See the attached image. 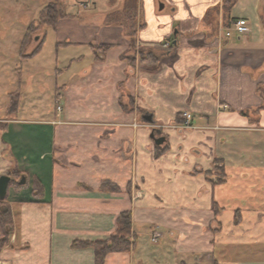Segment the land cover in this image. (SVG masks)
I'll return each mask as SVG.
<instances>
[{"label": "crops", "instance_id": "1", "mask_svg": "<svg viewBox=\"0 0 264 264\" xmlns=\"http://www.w3.org/2000/svg\"><path fill=\"white\" fill-rule=\"evenodd\" d=\"M13 1L26 6L0 5ZM121 1L62 0L69 17L56 29L45 27L21 53L34 16L5 42L8 53L0 48V176L20 173L6 195L13 231L0 264H95L92 247L73 243L108 241L122 213L131 216L135 244L104 264H264V3L138 0L135 49L175 46L169 61L145 73L124 31L104 25ZM97 5L98 17L74 14ZM240 18L250 32L226 38ZM99 45L113 47L96 60ZM8 57L21 61L9 70L14 78ZM38 57L58 78L68 75L48 85L53 112L41 107L47 81ZM12 94L19 104L10 111Z\"/></svg>", "mask_w": 264, "mask_h": 264}, {"label": "trees", "instance_id": "2", "mask_svg": "<svg viewBox=\"0 0 264 264\" xmlns=\"http://www.w3.org/2000/svg\"><path fill=\"white\" fill-rule=\"evenodd\" d=\"M47 4L42 8L38 15V19L34 23H30L26 28L25 34L23 36L20 52L23 53L25 47L28 46L35 34L42 32L45 27L50 29H56V24L60 19L68 18L69 15L64 12L63 4L61 1L57 0H45ZM264 3V0H262ZM140 11V5L138 0H122L118 9L113 10L105 14L104 25L105 26H116L121 28L126 37H128L130 48L135 49L134 37L138 29H141L143 25L137 22L136 17ZM230 25V24H229ZM41 29H43L41 31ZM42 44L41 42L33 49V51L28 55L34 56L35 53L39 51ZM112 45H99L94 49V57L96 60L100 59L104 53L110 50ZM174 44L164 43H144L139 45L137 51V56L139 57V69L145 73H155L161 62H167L171 59L174 51ZM157 51L161 52L157 55ZM135 58V57H134ZM129 63L134 64V59L129 58ZM262 86H258V93L262 94ZM19 104V95L12 94L10 101V111L16 109ZM243 116H247L246 112H241ZM218 168L214 170L216 177L215 183H221L225 178H222L221 174H217ZM11 178L9 185L16 186V182L20 177V173L17 171H12L8 174ZM103 185H106L103 183ZM103 188V187H102ZM116 190V188H113ZM32 190H34L35 196L41 195V184L38 181H34L32 184ZM236 222L238 220L235 217ZM13 231V221L11 217V212L9 206L6 204V197L4 200L0 201V250L8 245L10 235ZM131 216L129 213H122L117 218V230L114 236H112L108 241H98V242H80L76 241L73 243L74 248L80 247H92L94 249V263L104 264L105 258L109 253H126L131 250L135 244L134 236H131ZM132 237V238H131ZM131 238V239H130Z\"/></svg>", "mask_w": 264, "mask_h": 264}, {"label": "rangeland", "instance_id": "3", "mask_svg": "<svg viewBox=\"0 0 264 264\" xmlns=\"http://www.w3.org/2000/svg\"><path fill=\"white\" fill-rule=\"evenodd\" d=\"M39 1L40 0H25L26 6H22V7L19 6L20 8L17 7L18 4H16L14 1H13L14 3H11V4L5 3V4L0 5L1 6L0 7V48L2 47L4 49V47L7 46V43L12 42V40H14L13 38L17 35V33H20L22 35L26 25H28L30 20L34 19V16H36V18L38 17V12L40 10V7H38ZM41 1L44 4V6L47 4V1H45V0H41ZM58 1H62V0H57V2ZM10 2H12V1H10ZM159 4H162V2H159ZM159 4L156 3V8H159ZM8 5H10V6H8ZM18 8L20 10V13L14 12L15 10L18 11ZM63 9H64V6H63ZM74 12H75L74 13L75 15H76V13H78L80 15V17H82L83 19H88L89 17H98L100 14V8H99V5H97L96 8H91V7H90V9L81 8L79 10H74ZM140 19H141V11H139L137 14V17H136L137 22H140ZM42 30L43 29H41V31ZM2 35L4 36V38L1 37ZM235 37H234V40H236ZM5 42H7V43L5 44ZM28 46L25 47V50H27ZM5 51H6V53H8V50H5ZM157 55H158V53H157ZM42 56L44 57V55H42ZM10 58L11 57L6 58L7 66H8V71L6 72V74H12L11 77L14 78L15 72L12 73L9 70L13 69L14 62H16V63L19 62V64H21V61H16V60L13 61ZM43 59H42V57H38V59H36L37 63H39V66L40 65L45 66V69H43V71H42V75H46V81H47V89H46L47 92L45 93V95L42 96L41 107L46 108L47 110L50 108V111L53 112V110L55 109V102L53 101V99L49 98L50 88L48 87V85H50V84L54 85V83H60L65 77H68V75H65L63 77L59 76V78H58L54 74V72L52 73V71L50 70L51 65H49V61H47L45 59L43 60ZM22 65H23L22 68L24 69L25 65L24 64H22ZM19 67H20V65H19ZM26 69L29 70L30 67H25V70ZM36 72H37V77H38V75H40L38 69H36ZM27 74H28L27 72L24 73V75H23L24 78H27ZM9 86H10V84L6 83L4 89H7ZM9 173L10 172H8V174ZM11 186H14V185H11ZM153 236L159 238L160 233L155 231V232H153ZM158 238L156 239V241L158 240Z\"/></svg>", "mask_w": 264, "mask_h": 264}, {"label": "built area", "instance_id": "4", "mask_svg": "<svg viewBox=\"0 0 264 264\" xmlns=\"http://www.w3.org/2000/svg\"><path fill=\"white\" fill-rule=\"evenodd\" d=\"M249 32H250V29H249L247 21L245 19H241L240 18V19H237V20L233 21L229 25V27H228V29H227V31L225 33V37L229 38L232 35L244 36V35H247ZM222 108L225 109L226 107L222 106ZM57 110L60 111V107L59 106L57 107ZM182 116H183V118L186 121L191 119V116L189 114H187V113H183ZM186 127L188 128L189 125L187 124ZM157 238L158 237L153 236L152 237V241L155 242Z\"/></svg>", "mask_w": 264, "mask_h": 264}, {"label": "water", "instance_id": "5", "mask_svg": "<svg viewBox=\"0 0 264 264\" xmlns=\"http://www.w3.org/2000/svg\"><path fill=\"white\" fill-rule=\"evenodd\" d=\"M160 8H162V5H160ZM145 120L149 122L150 118L145 117ZM151 137L154 138L153 135ZM163 141H164L163 138L154 139V142L156 145H161L163 143ZM10 181H11V178L8 175L0 176V201L5 199V197L7 195V191H8ZM18 184L19 185L24 184V178H22Z\"/></svg>", "mask_w": 264, "mask_h": 264}]
</instances>
